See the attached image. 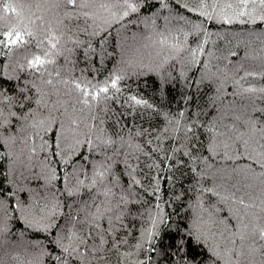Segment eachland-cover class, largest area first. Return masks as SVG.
<instances>
[{
	"label": "trees",
	"instance_id": "obj_1",
	"mask_svg": "<svg viewBox=\"0 0 264 264\" xmlns=\"http://www.w3.org/2000/svg\"><path fill=\"white\" fill-rule=\"evenodd\" d=\"M0 264H264V0H0Z\"/></svg>",
	"mask_w": 264,
	"mask_h": 264
},
{
	"label": "snow or ice",
	"instance_id": "obj_2",
	"mask_svg": "<svg viewBox=\"0 0 264 264\" xmlns=\"http://www.w3.org/2000/svg\"><path fill=\"white\" fill-rule=\"evenodd\" d=\"M13 11H14V10H13ZM7 39H8L11 43H15L16 40H19V39H20V36L17 34V36H16V40H13V39H12V35H11V33H9V34H7ZM36 63H39V60H38V59H37ZM113 86H115V85H113ZM103 90L106 91V89H103Z\"/></svg>",
	"mask_w": 264,
	"mask_h": 264
},
{
	"label": "rangeland",
	"instance_id": "obj_3",
	"mask_svg": "<svg viewBox=\"0 0 264 264\" xmlns=\"http://www.w3.org/2000/svg\"><path fill=\"white\" fill-rule=\"evenodd\" d=\"M24 133H26V130L24 131ZM26 158H28V159H30V157L29 156H25ZM42 160V159H41ZM30 161H31V159H30ZM43 161V160H42ZM42 168V167H41ZM42 170V169H41ZM19 171H20V169H19ZM19 176V175H18ZM25 177H27V175H24ZM20 177V176H19Z\"/></svg>",
	"mask_w": 264,
	"mask_h": 264
}]
</instances>
